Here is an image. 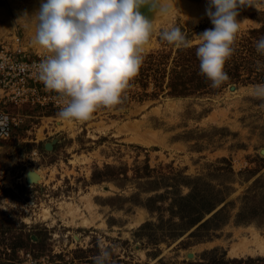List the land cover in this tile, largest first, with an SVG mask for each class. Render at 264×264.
Here are the masks:
<instances>
[{
	"label": "rangeland",
	"instance_id": "374dc122",
	"mask_svg": "<svg viewBox=\"0 0 264 264\" xmlns=\"http://www.w3.org/2000/svg\"><path fill=\"white\" fill-rule=\"evenodd\" d=\"M23 1L0 0V42L18 34L46 53L25 21L16 26L24 8L33 12ZM237 19L220 88L197 80L195 47L157 34L123 103L87 121L4 103L20 119L0 141V264H94L101 247L111 264H264V100L251 94L264 83L255 47L264 12L245 6ZM173 22L194 45L214 27L185 6ZM175 75L190 87L184 95L170 87ZM31 168L43 181L26 179ZM69 202L83 211L75 222L63 214ZM241 246L248 251L234 254Z\"/></svg>",
	"mask_w": 264,
	"mask_h": 264
},
{
	"label": "clouds",
	"instance_id": "9594fccd",
	"mask_svg": "<svg viewBox=\"0 0 264 264\" xmlns=\"http://www.w3.org/2000/svg\"><path fill=\"white\" fill-rule=\"evenodd\" d=\"M245 6L264 12V0H208L205 12L214 27L197 34L195 45L172 20L177 0H40L34 12L24 10L16 26L25 21L32 43L47 53L34 75L57 94V116L87 121L99 108L123 103L144 64L146 45L157 34L177 49L195 47L200 73L211 87L220 88L229 80L225 64L235 52L237 17ZM159 18L169 26L160 27ZM255 47L264 56V38ZM257 64L258 70L264 67ZM251 94L264 100V83L254 85ZM7 123V115H0V128ZM93 259L94 264H111V252L101 247Z\"/></svg>",
	"mask_w": 264,
	"mask_h": 264
},
{
	"label": "built area",
	"instance_id": "2783aa9c",
	"mask_svg": "<svg viewBox=\"0 0 264 264\" xmlns=\"http://www.w3.org/2000/svg\"><path fill=\"white\" fill-rule=\"evenodd\" d=\"M47 54L27 44L18 34L0 42V115H7L6 128H0V141L8 140L19 116L8 111L4 103L40 109H59L55 92L48 91L34 75L35 65Z\"/></svg>",
	"mask_w": 264,
	"mask_h": 264
},
{
	"label": "bare ground",
	"instance_id": "6f19581e",
	"mask_svg": "<svg viewBox=\"0 0 264 264\" xmlns=\"http://www.w3.org/2000/svg\"><path fill=\"white\" fill-rule=\"evenodd\" d=\"M26 1V0H25ZM35 1L37 2V4L35 3ZM22 2H24L23 0H22ZM22 2H21V4H22ZM30 2V1H29ZM195 2V3H194ZM196 2H198V3H200L199 5H197V3ZM26 3V2H25ZM31 4L33 3H35L34 5L32 4V6H31V4H29V3H27V8H29V10H33V12L36 10V9H38V7H39V5H40V0H33V2H32V0H31V2H30ZM28 4L30 5L29 7H28ZM207 4H208V0H177V8H176V10L180 7V6H185V7H187V8H189V9H191V10H194V11H197L199 8L200 9H202V10H205L206 9V6H207ZM22 6V5H21ZM23 8V7H22ZM24 10H25V8H24ZM176 12V11H175ZM190 12V11H189ZM31 13V12H30ZM191 13H192V11H191ZM21 15V14H20ZM175 17V15L173 16V18ZM149 18H152V14L150 15V17ZM173 18H172V20H173ZM158 25L160 26V27H162V26H166L167 24H168V21H167V19L166 18H159L158 19ZM27 34H31V35H33V32L32 31H29V33H27ZM32 39V38H31ZM150 46V43H148L147 45H146V48H148ZM66 122V121H65ZM69 122V121H68ZM60 123V122H59ZM65 124V123H64ZM70 125H72V124H70ZM26 175V179H28L29 181H30V183L31 182H40L42 179H44L45 177V174H44V172L43 171H41V170H36V169H29L28 171H27V173L25 174ZM24 175V176H25ZM43 181V180H42ZM29 183V182H28ZM65 202V201H64ZM87 202H88V207L89 208H92L91 206H93V204H92V202H91V199H89L88 198V200H87ZM64 206V213L63 214H67L66 216H68L71 220L70 221H73V222H75V220L78 218V217H81L82 218V214H83V211H82V209H80L79 207H78V205H75L74 203H71V202H69V203H66L65 205H63ZM96 208V207H95ZM49 209L48 208H46L45 210H44V215H45V217H47L48 216V214H49ZM86 217V216H85ZM88 227V226H87ZM252 231H253V229H252ZM256 239H257V237H256ZM240 241V240H239ZM256 243L258 244V248H260L261 250H264V238H258L257 240H256ZM236 244V243H235ZM236 246V245H235ZM234 246V247H235ZM239 246V245H238ZM254 246V245H253ZM242 250L240 251L239 250V248H235L234 249V251H233V253L234 254H241V253H244V252H246V251H248V246H241L240 247ZM251 248V247H250ZM261 252V251H260Z\"/></svg>",
	"mask_w": 264,
	"mask_h": 264
},
{
	"label": "trees",
	"instance_id": "16d2710c",
	"mask_svg": "<svg viewBox=\"0 0 264 264\" xmlns=\"http://www.w3.org/2000/svg\"><path fill=\"white\" fill-rule=\"evenodd\" d=\"M182 79L183 77H181L180 75H175L174 80L172 79L170 82V87L172 88V91H174L175 95L181 96V95H184L187 91H189L188 88L190 87ZM197 80H199L200 84L202 83L203 85L205 82L209 83V79L204 75H201L200 77H198ZM213 208H211L210 210H212Z\"/></svg>",
	"mask_w": 264,
	"mask_h": 264
},
{
	"label": "water",
	"instance_id": "95a60500",
	"mask_svg": "<svg viewBox=\"0 0 264 264\" xmlns=\"http://www.w3.org/2000/svg\"><path fill=\"white\" fill-rule=\"evenodd\" d=\"M142 11L145 12V13H147V14L149 15V17H150V15L152 14V13H149V12H148V9H147V8L142 9Z\"/></svg>",
	"mask_w": 264,
	"mask_h": 264
}]
</instances>
